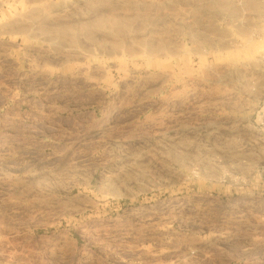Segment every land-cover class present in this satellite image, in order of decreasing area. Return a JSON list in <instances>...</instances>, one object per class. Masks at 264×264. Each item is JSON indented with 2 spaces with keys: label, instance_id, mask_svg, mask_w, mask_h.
I'll return each instance as SVG.
<instances>
[{
  "label": "rangeland",
  "instance_id": "rangeland-1",
  "mask_svg": "<svg viewBox=\"0 0 264 264\" xmlns=\"http://www.w3.org/2000/svg\"><path fill=\"white\" fill-rule=\"evenodd\" d=\"M263 53L264 0H0V264H264Z\"/></svg>",
  "mask_w": 264,
  "mask_h": 264
},
{
  "label": "built area",
  "instance_id": "built-area-1",
  "mask_svg": "<svg viewBox=\"0 0 264 264\" xmlns=\"http://www.w3.org/2000/svg\"><path fill=\"white\" fill-rule=\"evenodd\" d=\"M260 68L264 69V53L259 57V65ZM264 115V113H263Z\"/></svg>",
  "mask_w": 264,
  "mask_h": 264
},
{
  "label": "bare ground",
  "instance_id": "bare-ground-1",
  "mask_svg": "<svg viewBox=\"0 0 264 264\" xmlns=\"http://www.w3.org/2000/svg\"><path fill=\"white\" fill-rule=\"evenodd\" d=\"M254 4H255V3H254ZM256 4H257V2H256ZM256 4H255V5H256Z\"/></svg>",
  "mask_w": 264,
  "mask_h": 264
}]
</instances>
